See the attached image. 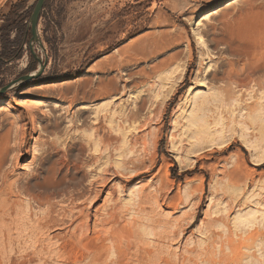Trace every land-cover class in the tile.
Segmentation results:
<instances>
[{
  "label": "rangeland",
  "instance_id": "1",
  "mask_svg": "<svg viewBox=\"0 0 264 264\" xmlns=\"http://www.w3.org/2000/svg\"><path fill=\"white\" fill-rule=\"evenodd\" d=\"M36 2L0 0V50ZM43 7L40 76L29 41L0 65V264H264V0Z\"/></svg>",
  "mask_w": 264,
  "mask_h": 264
},
{
  "label": "bare ground",
  "instance_id": "2",
  "mask_svg": "<svg viewBox=\"0 0 264 264\" xmlns=\"http://www.w3.org/2000/svg\"><path fill=\"white\" fill-rule=\"evenodd\" d=\"M228 5V4H227ZM230 5V4H229ZM220 10V9H219ZM212 13H215V12H210V14H212ZM210 14H208L209 16H210ZM208 15H206L203 19H206L207 17H208ZM257 61V60H256ZM156 67V66H155ZM154 67V68H155ZM158 68V67H157ZM134 74V73H133ZM255 74V72L254 71H251L250 70V72H248L247 73V77H250V76H252V75H254ZM131 75V74H130ZM126 76V80L128 81V80H133V76ZM135 75V74H134ZM168 78V77H167ZM230 80H233L232 78H230ZM130 83L128 84V85H130V84H133L132 86H134L136 83H137V81H136V83L134 82V81H129ZM118 82L115 80V79H110V80H108V81H106V82H103L98 88H97V90H96V92H94V96H99V97H112L113 95H116V94H118L119 93V88H120V86L118 87ZM126 84V83H125ZM234 84H236V85H241L242 84V80H235L234 81ZM132 86H126V85H123V87H122V90H126V87H128L129 89H131L132 88ZM258 86H259V88L260 89H262V84L261 83H259L258 82ZM139 110V109H138ZM138 110L135 112V113H133L134 111H132V112H130V113H128V114H126V119L128 120V119H135L134 118V116L135 115H137L138 114ZM124 117V116H123ZM193 123V122H192ZM195 134H197V135H199L200 134V132H199V134L196 132ZM106 142L107 143H109L108 142V140H106ZM74 144H72L71 146H69L70 147V149H69V151H72L73 149H74ZM82 148V147H81ZM83 149V148H82ZM103 183V182H102ZM96 194V193H95ZM143 199H144V195L143 194H141L139 197H138V202L139 203H143ZM138 203V204H139ZM5 204H3V205H0V210L2 211L3 209L2 208H4L5 206H4ZM112 213V212H111ZM112 216V215H111ZM111 216H110V218H111ZM252 216H254V215H252ZM251 216V217H252ZM116 220V219H115ZM106 221H107V219H106ZM106 221H104V222H106ZM111 221V220H110ZM112 222H114L113 220H112ZM156 222V221H155ZM251 222V221H250ZM103 223V222H102ZM117 223V222H116ZM107 224V223H106ZM99 227V226H98ZM104 230V229H103ZM117 230V229H116ZM123 231V230H122ZM114 233V232H113ZM115 234V236H117L116 235V232L114 233ZM164 234V233H163ZM166 234V233H165ZM170 235H171V233H170ZM173 235H174V233H173ZM173 235H171V236H173ZM115 236H113V238H116ZM119 236H121V235H119ZM118 236V237H119ZM167 236V235H166ZM112 237V236H111ZM112 238V239H113ZM83 239V238H82ZM92 239V238H91ZM101 239H103V238H101ZM117 239H119V238H117ZM89 240V239H88ZM110 240V239H109ZM120 240V239H119ZM100 241V240H99ZM108 242V241H107ZM111 242H113V240L111 241ZM74 244V243H73ZM98 244V243H97ZM115 244V243H114ZM117 244V243H116ZM98 246H100V245H98ZM98 246H96V247H90V248H87L88 249V252L89 253H87V254H89L90 256H91V260H93V261H91L89 264H92V262H94V261H97L98 260V257H97V255L98 254H100V256L102 255V252H104V251H102L101 253H99V250H102V249H104V248H102V249H97V247ZM101 246H103V245H101ZM121 245H117V246H115L114 245V247H113V249H114V253H115V255L114 256H116V259L113 261V263L112 264H127L126 262H125V258L124 257H126V254L124 253V251H123V249H121V247H120ZM129 246V245H128ZM72 247V246H71ZM104 247V246H103ZM108 247V246H107ZM132 247V246H131ZM101 248V247H100ZM128 248V247H127ZM137 248V247H136ZM138 249V248H137ZM141 248L139 247V250H140ZM106 250V249H105ZM139 250H137V251H139ZM142 250H144V249H142ZM142 250L141 251H139V252H142ZM87 251V250H86ZM125 251H126V249H125ZM130 251V250H129ZM136 251V252H137ZM144 251H146L145 252V255H142L141 253V256H140V254L137 252V254H139L138 256L137 255H134V257H132L133 258V260L135 261V264H143V263H148L149 264V262H154V260L156 259L155 258V253H157V252H155L154 254L152 253V252H148L147 250H144ZM130 253H132V252H130ZM113 254V253H112ZM136 254V253H135ZM144 254V253H143ZM153 255H155L154 257H153ZM159 255V254H158ZM135 256H137V258L135 257ZM89 257V256H88ZM159 257V256H158ZM127 258V257H126ZM131 258V257H130ZM131 258V259H132ZM136 258V259H135ZM154 258V259H153ZM160 258V257H159ZM158 258V259H159ZM158 259H156V260H158ZM89 260H90V258H89ZM99 260H101L100 259V257H99ZM155 260V261H156ZM165 260V259H164ZM127 261V260H126ZM133 261V262H134ZM99 262V261H98ZM158 262H159V260H158ZM158 262H156V263H158ZM160 262H162V261H160ZM165 262H167L166 260H165ZM164 262V263H165ZM95 263V262H94ZM97 263V262H96ZM168 263V262H167ZM111 264V263H110ZM151 264V263H150ZM163 264V263H162Z\"/></svg>",
  "mask_w": 264,
  "mask_h": 264
},
{
  "label": "water",
  "instance_id": "3",
  "mask_svg": "<svg viewBox=\"0 0 264 264\" xmlns=\"http://www.w3.org/2000/svg\"><path fill=\"white\" fill-rule=\"evenodd\" d=\"M44 2H45V0H37V2L35 3L33 10H32V13H31L30 18H29V28H28L30 30V33H31V37L29 40V48H30V51H31L33 58L38 63V69L33 74H28V75L20 77L13 84H15L16 82H26V81H29L31 79L37 78L38 76H40V74L42 73V71L46 65V62L42 63L39 60V58H37L35 53L33 52L34 46H38L40 49L43 48L42 44L40 42V39L38 37V23H39V18H40V12L42 10ZM5 90H6V87L1 89L0 91L4 92Z\"/></svg>",
  "mask_w": 264,
  "mask_h": 264
},
{
  "label": "trees",
  "instance_id": "4",
  "mask_svg": "<svg viewBox=\"0 0 264 264\" xmlns=\"http://www.w3.org/2000/svg\"><path fill=\"white\" fill-rule=\"evenodd\" d=\"M15 7H16V5H15ZM12 15H13V17L17 18L19 20V22H22L23 16L17 15V9H12L10 15H8L7 18H10V16H12ZM25 18H26V16H25ZM24 28L20 29V31H19L20 35L17 36L13 41L6 39L4 41V43L1 45L0 65H2L5 62H9L11 60H14L15 58H18V55L21 52L22 45H24L25 43L27 44V42L29 41V39L31 37L30 30L29 29L24 30Z\"/></svg>",
  "mask_w": 264,
  "mask_h": 264
}]
</instances>
